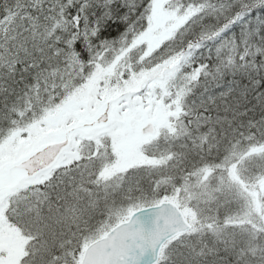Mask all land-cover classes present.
<instances>
[{"label":"snow or ice","instance_id":"1","mask_svg":"<svg viewBox=\"0 0 264 264\" xmlns=\"http://www.w3.org/2000/svg\"><path fill=\"white\" fill-rule=\"evenodd\" d=\"M0 264H264V0H0Z\"/></svg>","mask_w":264,"mask_h":264}]
</instances>
